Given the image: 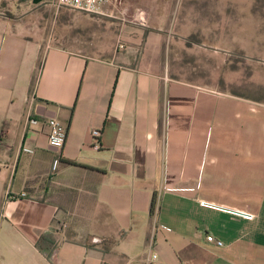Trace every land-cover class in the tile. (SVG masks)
<instances>
[{"label": "crops", "instance_id": "obj_1", "mask_svg": "<svg viewBox=\"0 0 264 264\" xmlns=\"http://www.w3.org/2000/svg\"><path fill=\"white\" fill-rule=\"evenodd\" d=\"M12 2L0 0V264H264V100L169 76L123 0L99 12L121 37L109 50L75 46L61 13L38 26L29 9L7 15ZM49 116L67 129L59 152Z\"/></svg>", "mask_w": 264, "mask_h": 264}, {"label": "rangeland", "instance_id": "obj_2", "mask_svg": "<svg viewBox=\"0 0 264 264\" xmlns=\"http://www.w3.org/2000/svg\"><path fill=\"white\" fill-rule=\"evenodd\" d=\"M46 3H51V11L44 15L39 10ZM123 4L127 8L122 20L136 25L131 32L139 27L143 37L159 43V67L169 76L264 100V0H123ZM57 6L56 0H13L4 11L15 16L29 9L35 26L44 16L61 13L62 28L73 29L75 46L81 50L118 46L116 22L64 5L55 14Z\"/></svg>", "mask_w": 264, "mask_h": 264}, {"label": "built area", "instance_id": "obj_3", "mask_svg": "<svg viewBox=\"0 0 264 264\" xmlns=\"http://www.w3.org/2000/svg\"><path fill=\"white\" fill-rule=\"evenodd\" d=\"M108 0H56L59 5H66L75 9H82L88 12L99 13L102 12L103 5ZM37 119H33L36 121ZM47 123L49 124V132H48V142L51 147L56 149L58 152L64 146L66 137H67V129L64 123L56 116H49L46 118ZM100 133L99 129H95L93 131L94 136H98ZM95 146L99 147V141L95 140ZM54 156L52 168L56 171L60 165V156L59 153ZM5 164V163H3ZM2 164L0 163V166ZM245 216H251L250 213H244ZM99 238L95 237L94 240L97 241ZM206 239L215 241L218 244H223L221 239L214 237L212 233L206 234Z\"/></svg>", "mask_w": 264, "mask_h": 264}]
</instances>
